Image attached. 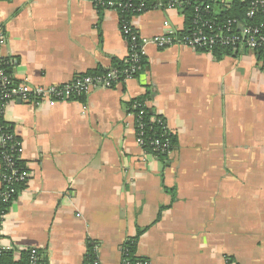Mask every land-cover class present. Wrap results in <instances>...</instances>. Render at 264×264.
Listing matches in <instances>:
<instances>
[{
  "label": "crops",
  "instance_id": "crops-1",
  "mask_svg": "<svg viewBox=\"0 0 264 264\" xmlns=\"http://www.w3.org/2000/svg\"><path fill=\"white\" fill-rule=\"evenodd\" d=\"M232 2L214 0V15ZM166 22L188 29L177 7L130 20L141 37ZM0 55L15 82L46 86L126 63L129 43L119 13L91 0H0ZM263 56L149 46L125 83L53 106L8 102L29 173L0 220L12 262L32 248L38 264H86L95 241L101 264H122L142 231L136 255L148 264H264ZM139 97L177 141L164 160L136 144L128 104Z\"/></svg>",
  "mask_w": 264,
  "mask_h": 264
},
{
  "label": "built area",
  "instance_id": "built-area-1",
  "mask_svg": "<svg viewBox=\"0 0 264 264\" xmlns=\"http://www.w3.org/2000/svg\"><path fill=\"white\" fill-rule=\"evenodd\" d=\"M96 6L102 5L108 9H115L113 1L91 0ZM195 17L191 32L180 33L165 23V31L162 34L141 37L130 22H122L121 29L129 43V66L125 69L113 68L103 74H85L74 78L64 84L34 85L29 82H15L6 71L10 65V59L0 55V106L3 114L8 102L21 100L35 106L47 104L53 106L58 102L89 93L100 88H112L115 85L125 83L136 77L144 68V60L149 46L167 48L175 45H185L197 50L213 51L217 46L231 48L243 47L254 51L264 52V30L261 26L252 24L253 18L258 12L264 11V0H252L246 12L247 22H241L238 18L228 19L220 24L214 20L213 3L207 0H195ZM182 2H177L179 9ZM117 11V10H116ZM136 12H144L143 4ZM1 38L3 36L1 35ZM128 114L134 118V132L136 144L141 148L144 157L169 156L174 151L173 138L167 121L161 115L148 113L147 102H140L138 98L130 101ZM14 135H2V146L12 141ZM12 151L2 152L0 159L2 164V181L4 189L0 192V200L11 201L18 194V185L26 182L29 177L28 170L22 164L24 145L20 139L11 142ZM14 152V153H13ZM6 248L0 246V257ZM30 264H38L40 255L38 250H27ZM122 264H131L129 250L122 247ZM89 259L87 258V261ZM86 264H101L97 248L93 260ZM135 264H148L147 261H138Z\"/></svg>",
  "mask_w": 264,
  "mask_h": 264
},
{
  "label": "trees",
  "instance_id": "trees-1",
  "mask_svg": "<svg viewBox=\"0 0 264 264\" xmlns=\"http://www.w3.org/2000/svg\"><path fill=\"white\" fill-rule=\"evenodd\" d=\"M103 1H105V2L113 1L114 2L115 9L119 13L121 23L122 22H130L131 17L133 15L138 14V12H136V9L139 8L142 4H143L144 11H147L149 9L160 7V6H163V7H171V5L176 6L177 2H182L183 8H181V11L184 13L186 20H187V25H188V29L186 32H191L192 28H193V20L195 17V7H196V1L195 0H103ZM207 1L214 3V0H207ZM251 2H252V0H233L232 4L225 7V9L223 11H221L220 14H218V15L213 14L214 20L220 24H222L225 21H227L228 19H232V18H238L243 23L247 22L248 20L246 18V12L250 7ZM97 9L101 12L106 8H105V6L97 5ZM251 22L254 25L261 26L264 30V11L258 12L257 15L253 18V20ZM230 49H231V47L217 46L213 49V51L216 55L229 54ZM263 58H264V56H263ZM129 64H130L129 61H127L124 64L123 63H117L116 64L117 67H115V68L125 69L129 66ZM9 67H10L9 65L6 66L7 72H9ZM106 72H108V71H106ZM106 72H104V73H106ZM95 74H103V73H95ZM138 100L140 102H144V103L146 102V98H144V97H139ZM130 104L131 103L128 104V107H130ZM146 111H148V113H149V111L152 112L148 106L146 107ZM7 134L12 135V136L14 135V138L12 139V141L11 140L8 141L7 144H5V146H2V135H7ZM16 139H19V138L15 135L12 125L5 121L3 114L1 113V106H0V156H1L2 152H4V151H5V153H9L12 151L9 147H10L11 142H13ZM172 140L174 143V150H175V146H176L177 141H176L175 137ZM166 157H168V156H160V159L164 160V159H166ZM18 164L24 165L22 161H20ZM19 185H21V184H19ZM18 191H19V187H18ZM12 200L9 202H4V201L0 200V220L2 218V215H4L6 213L8 207L11 205ZM141 233H142V231H140L136 237L127 240L125 242V244L123 245V247H127V249L129 250V258H130L129 261L131 262V264H135L138 261H147V259L142 258V257H138L136 255L137 243H138V239H139ZM97 245L98 244L95 243V241L89 242V248H88V253H87V258L89 260H93V257L95 256V249H96ZM22 254H23V258L21 259V261L18 263H13L11 260V252L5 250L0 257V264H30L29 258H28L29 257L28 252H23ZM122 257H123V254H122ZM39 261H41V258ZM88 261L86 260V262H88Z\"/></svg>",
  "mask_w": 264,
  "mask_h": 264
}]
</instances>
